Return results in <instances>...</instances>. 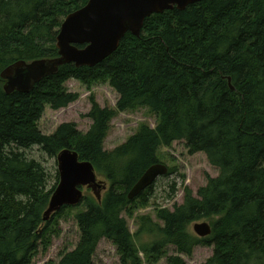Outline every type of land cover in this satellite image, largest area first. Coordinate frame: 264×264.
<instances>
[{"label": "trees", "instance_id": "1", "mask_svg": "<svg viewBox=\"0 0 264 264\" xmlns=\"http://www.w3.org/2000/svg\"><path fill=\"white\" fill-rule=\"evenodd\" d=\"M86 1L0 0V72L17 60L57 56L60 23ZM68 78L108 82L118 94L116 108L91 100L86 116L92 123L85 133L64 122L43 134L37 121L44 103L60 109L78 99L63 85ZM2 84L0 264H28L41 232L65 207L42 220L56 185L49 186L44 166L25 150L37 146L56 157L63 148L73 149L109 183L100 203L92 193L84 194L85 209L75 216L78 243L57 264H93L101 238L116 245L120 264H140L121 212L136 199L147 202L150 192L132 200L127 192L159 162V146L180 140L189 153H204L219 173L207 175L196 196L185 187L182 203L173 210L159 209L162 224L140 216L137 235L152 237L140 249L156 254L173 245L190 255L195 245L208 242L213 253L203 264H264V0H202L183 10L153 13L139 36L126 33L117 49L93 67L64 64L29 93L6 94ZM142 106L158 114L156 126L141 124L124 143L105 150L111 119ZM200 219L211 221L205 238L189 231ZM167 264L184 260L174 255Z\"/></svg>", "mask_w": 264, "mask_h": 264}, {"label": "rangeland", "instance_id": "2", "mask_svg": "<svg viewBox=\"0 0 264 264\" xmlns=\"http://www.w3.org/2000/svg\"><path fill=\"white\" fill-rule=\"evenodd\" d=\"M63 85L68 91L78 93V99L60 109H52L44 103L42 113L37 121V126L43 134H52L57 126L64 122H74L77 129L85 133L92 123L91 119L86 116L91 108V100H95L101 107L116 108L118 94L106 81L81 82L75 78H68ZM157 122L158 114L144 106L118 112L110 121V128L103 147L110 151L124 143L141 124H147L154 128ZM25 155L44 166L49 174L50 187L58 184L56 157H49L37 146L25 150ZM156 155L159 162L167 165L170 173L158 177L149 188L145 189L146 196L150 192L147 202L136 199L121 212V216L125 218L128 230L139 249L140 264H167L168 258L174 255L180 256L184 260V264H203L213 253V245L208 242L195 245L190 255L179 253L173 245H167L160 253L156 254L145 253L140 249L141 244L149 243L152 240L148 234L137 235L140 216H150L152 220L162 224L163 222L156 217V212L159 209L173 210L175 205L182 203L185 187H189L193 195L196 196L198 188L206 184V176L215 177L219 173L218 169L207 161L204 153H189L183 140L159 146ZM97 178L105 182L107 190L108 181L99 174H97ZM115 189L119 192L123 191L120 186ZM84 194L90 196L91 192L84 189ZM82 202L83 199L77 205L65 206L51 218L41 232L42 238L37 242V247L32 252L28 264H57L65 252L75 248L80 237L75 216L85 209V203ZM201 221L211 222L209 219H200L196 222ZM192 225L193 223L189 225V231L194 234ZM119 257L120 253L116 245L101 238L93 255V264H120Z\"/></svg>", "mask_w": 264, "mask_h": 264}, {"label": "water", "instance_id": "3", "mask_svg": "<svg viewBox=\"0 0 264 264\" xmlns=\"http://www.w3.org/2000/svg\"><path fill=\"white\" fill-rule=\"evenodd\" d=\"M202 0H87L69 12L60 23L55 36L57 56L29 61L17 60L0 72L6 94L14 91L29 93L43 78L55 74L59 67L72 63L75 67H93L113 53L126 33L139 36L144 20L164 10H183ZM230 84V77H227ZM230 88L233 87L230 85ZM59 181L51 193L42 220L47 221L63 206L79 204L84 189L90 190L98 203L106 190L104 181L97 178L93 164L80 159L78 153L63 148L56 155ZM168 174L167 165H150L128 190L127 198L134 199L160 176ZM196 236L211 233L208 222H194Z\"/></svg>", "mask_w": 264, "mask_h": 264}, {"label": "bare ground", "instance_id": "4", "mask_svg": "<svg viewBox=\"0 0 264 264\" xmlns=\"http://www.w3.org/2000/svg\"><path fill=\"white\" fill-rule=\"evenodd\" d=\"M205 222H207V221H205Z\"/></svg>", "mask_w": 264, "mask_h": 264}]
</instances>
